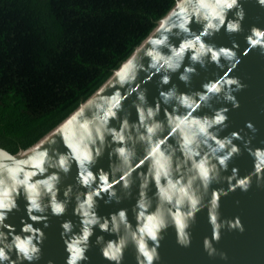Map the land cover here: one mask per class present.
<instances>
[{
  "label": "water",
  "instance_id": "95a60500",
  "mask_svg": "<svg viewBox=\"0 0 264 264\" xmlns=\"http://www.w3.org/2000/svg\"><path fill=\"white\" fill-rule=\"evenodd\" d=\"M0 264H264V0H174L55 125L0 146Z\"/></svg>",
  "mask_w": 264,
  "mask_h": 264
},
{
  "label": "trees",
  "instance_id": "16d2710c",
  "mask_svg": "<svg viewBox=\"0 0 264 264\" xmlns=\"http://www.w3.org/2000/svg\"><path fill=\"white\" fill-rule=\"evenodd\" d=\"M174 0H0V146L24 148L93 91Z\"/></svg>",
  "mask_w": 264,
  "mask_h": 264
}]
</instances>
